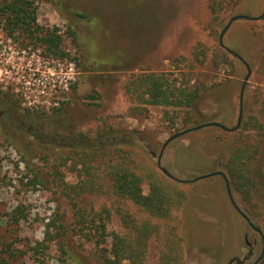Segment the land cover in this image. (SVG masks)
Instances as JSON below:
<instances>
[{"label":"rangeland","instance_id":"1","mask_svg":"<svg viewBox=\"0 0 264 264\" xmlns=\"http://www.w3.org/2000/svg\"><path fill=\"white\" fill-rule=\"evenodd\" d=\"M55 1L38 3V23L59 30L67 56L27 46L60 89L31 106L0 93V264H98L91 236L103 224L107 247L112 233L134 241L151 227L141 264H253L263 239L241 214L264 235V0ZM146 75L195 87L200 99L191 109L146 105L133 91ZM243 87L238 130L189 131L234 128ZM28 113L42 116L40 126ZM111 130L122 138L116 161L141 177L145 195L162 189L167 217L116 196L106 157L83 163L77 145ZM247 165L259 183L250 199L247 180L230 183V168Z\"/></svg>","mask_w":264,"mask_h":264},{"label":"trees","instance_id":"2","mask_svg":"<svg viewBox=\"0 0 264 264\" xmlns=\"http://www.w3.org/2000/svg\"><path fill=\"white\" fill-rule=\"evenodd\" d=\"M44 1L52 2L57 5L55 0H5V4L0 10V26L3 27L8 35L16 39H21L25 46L34 45L38 47L42 45L49 53H53L59 57L67 56L61 49L62 36L58 33L59 30L57 28H44L38 23V3ZM78 15L81 16V14ZM67 33L74 38V32L70 26ZM134 86V92L138 91L140 88L143 90L141 93L142 96L140 95L139 99L146 105L191 109L200 99V92L197 88L190 86H185L183 88L175 85L172 86L163 76H143L139 81L134 82ZM91 97L94 99L98 98V96ZM9 100L16 104L12 99ZM27 115L29 117L36 116V118H38L36 119L37 123L40 126L42 120L41 115L30 113ZM191 122L193 121H184L182 126L187 128ZM38 125L37 127L40 128ZM35 134L37 138L43 137V134L38 130L35 131ZM121 139L119 132L111 130L101 135L98 141H94L95 145L87 148L85 144L80 143L76 148H79V152L82 153L83 163L86 162L85 160L94 162L102 160L105 157L107 158V176L110 178L112 191L116 196L133 202L153 216L161 218L167 217L170 213V199L163 193L162 189L153 184L150 193L145 195L143 193V182L141 177L118 160L116 161L115 158L118 149H120L119 147L122 145V142H120ZM103 148H107V151H103ZM240 153V151H237V153L234 154L230 161L231 165L234 166V164L236 165L241 161ZM254 155H258V149L255 150ZM240 165H244V163L241 162ZM246 167L247 169L245 168L243 170L242 168H230V183L238 185V180H247L248 191L246 196L250 199L251 193L249 190L252 188H259V183L255 179L257 171H251L248 165ZM243 184L244 183L241 185L243 186ZM85 186L86 188L88 187L87 185ZM73 191L76 195L82 192H77L76 189ZM80 218L83 219L84 215L80 214ZM150 228L149 225H144L134 241H128L123 236L112 233V245L110 247L104 246L109 236L106 225L103 224L95 228L91 237L97 248L98 264H123L125 261H130L131 264H141L145 258ZM64 255H68L66 250ZM63 263L75 264L69 262L68 258L63 259ZM262 264H264V256L262 257Z\"/></svg>","mask_w":264,"mask_h":264},{"label":"built area","instance_id":"3","mask_svg":"<svg viewBox=\"0 0 264 264\" xmlns=\"http://www.w3.org/2000/svg\"><path fill=\"white\" fill-rule=\"evenodd\" d=\"M37 52L0 26V93L11 92L31 106L47 104V98L58 92V79L46 76Z\"/></svg>","mask_w":264,"mask_h":264},{"label":"water","instance_id":"4","mask_svg":"<svg viewBox=\"0 0 264 264\" xmlns=\"http://www.w3.org/2000/svg\"><path fill=\"white\" fill-rule=\"evenodd\" d=\"M261 17L263 18V17H264V14H263ZM243 18H245V17H243V16H239L237 19H243ZM248 19L253 20V18H248ZM235 20H236V18L232 19L231 22H230V24H231L233 21H235ZM230 24L226 27V29L224 30V32H223V34H222V36H221V44H222V46H224V45H223V36H224V34L226 33V31L229 29ZM248 77H249V76H248ZM248 77H247V79H248ZM245 84H246V83H245ZM245 84H244V87H245ZM244 87H243V90H242V93H241V97H240L241 110H240V114H239V118H238L237 125H236L234 128H227V127H225L224 125H222V124H220V123L213 122V123H209V124H206V125L198 126V127L194 128V129H191V130H189V131H193V130H197V129H202V128H204V127H210V126H213V127H219V128H221V129H223V130H227V131H230V132H233V131L238 130V129L240 128V126H241L242 114H243V112H242V105H243ZM162 155H163V150L160 152V154H159V156H158L159 165H160V162H161V157H162ZM162 171H163L167 176H169L170 178H172L173 180H177V179H175V178H174V177H173V176H172V175H171L166 169H162ZM218 174H221V173H220V172H217V173H213V174L207 175V176H205V177H212V176H214V175H218ZM224 178H225V176H224ZM228 190H229V192H230L229 185H228ZM241 215H242V217H243L245 220H247V222L250 224V226H251L253 229H255V230H256L257 232H259V233H262V231H261L259 228H256L255 225L249 220V218H248L246 215H244V214H241Z\"/></svg>","mask_w":264,"mask_h":264},{"label":"flooded vegetation","instance_id":"5","mask_svg":"<svg viewBox=\"0 0 264 264\" xmlns=\"http://www.w3.org/2000/svg\"><path fill=\"white\" fill-rule=\"evenodd\" d=\"M256 227V226H255ZM252 228V227H251ZM257 228V227H256ZM253 229V228H252ZM255 232H257L255 229H253ZM258 234H260V236L262 237L263 239V250H262V253L260 255V257L253 263V264H260L261 263V260H262V257L264 256V235L263 233H259L257 232ZM249 247L251 248L250 250V253L251 255L253 254V248L254 246L251 244V243H248ZM250 258V257H249ZM248 258V259H249ZM248 259H246L245 261H241V260H232L231 263L233 264L234 262H236V264H246V262L248 261Z\"/></svg>","mask_w":264,"mask_h":264}]
</instances>
